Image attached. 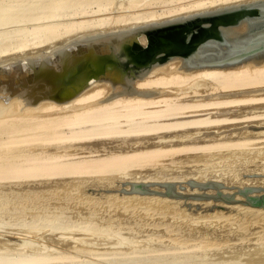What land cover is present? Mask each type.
<instances>
[{"label": "bare ground", "instance_id": "1", "mask_svg": "<svg viewBox=\"0 0 264 264\" xmlns=\"http://www.w3.org/2000/svg\"><path fill=\"white\" fill-rule=\"evenodd\" d=\"M27 1L28 4L26 0H0V65L62 48L73 54L86 47L91 36L252 0L164 1L162 4H167L164 11H158L150 0H145L152 8L146 13H142V7L136 9L140 0H74L82 6L78 12L71 5L72 0ZM87 3L95 4L96 8L87 7ZM128 14L135 15L129 18ZM179 63L180 60H172L133 80L136 89L154 88L169 91L167 94L149 97L122 94L91 104L111 89L108 82L98 80L69 100L39 101L1 115L0 184L27 186L35 181L76 180L86 190L90 188V183L85 182L88 179L95 178L93 181H104L103 186L112 187L118 175L123 178L128 173L133 177L130 180L155 181L157 178L149 171L176 166L183 156L197 161L226 156L234 163L248 158L252 162L257 160V165L261 161L256 169L264 170V63L257 66L240 63L190 73L174 70ZM203 174L200 176L203 180L208 178ZM160 178L176 181L171 175ZM250 180H239V186L247 182L264 186V178ZM109 196L123 205L141 208L172 207L178 202L174 197L152 193ZM228 206L264 217L263 206ZM37 223L21 222L13 226L18 232H12L20 237L41 230L57 234L59 239L71 236L77 245L81 242L85 246L120 247L128 241L125 236L106 235L105 229L89 225H61L53 220ZM5 226L0 223V234ZM263 249L256 254H264ZM41 254H0V262L32 264L49 256Z\"/></svg>", "mask_w": 264, "mask_h": 264}, {"label": "rangeland", "instance_id": "2", "mask_svg": "<svg viewBox=\"0 0 264 264\" xmlns=\"http://www.w3.org/2000/svg\"><path fill=\"white\" fill-rule=\"evenodd\" d=\"M150 1L155 9L164 11L167 4L162 3L173 0ZM26 3L29 2L26 0ZM71 3L73 7H77V12L81 10L82 6L77 5V2L72 0ZM148 4L145 0H140L137 2L136 9L140 10L142 7V13H146L152 9ZM87 7L94 9L96 5L87 3ZM134 15L128 14V17L133 18ZM182 160L178 161L176 166L156 168L149 173L157 178L156 182H162L160 178L162 176L171 175L176 181H186L192 177L191 179L198 182L214 180L225 186L233 185L239 188L261 186L264 188L262 184L248 182L239 186V180L245 182L251 181L250 179L255 181L264 178V170L256 169V166L261 165V161H258L257 165V160L252 162L247 158L245 161L249 160V162L244 163L245 161L241 160L243 162L241 163L238 160L239 163L237 161L234 163V160L226 156L217 159L202 158L200 161L183 156ZM193 162L196 163L193 164ZM243 166L248 167L249 170ZM200 171L206 173L208 178L203 180L200 177L205 175L203 173L198 176ZM130 176L131 174L128 173L123 179L118 175L112 187L103 186L101 182L104 181L99 182L97 179L93 181L95 178L88 179L85 182L90 183V188L86 190H83L82 183L76 180L35 181L27 186L24 183L12 186L0 184V223L8 227L5 226L4 233L0 234V254L16 256L46 253L49 255L46 257L45 254V259L32 264H264L263 252L256 254L258 250L261 251L264 248V217L252 216L249 212L228 206V204L245 205V203H227L212 198L174 197L178 202L172 207L127 206L113 199L109 194L114 193L118 197L124 193L119 191L121 181L142 182L130 180V178L133 179ZM179 185L185 188L180 189L178 183H174L175 191L181 193L203 191L195 186L189 190L186 182H179ZM122 187L128 189L129 184H123ZM147 187L164 191L163 187L156 185H147ZM237 187H218V190L222 193H231L237 190ZM204 192L216 193V189L208 187L204 189ZM262 193L264 190L259 189L247 194ZM152 194L162 196L158 193ZM238 196L240 198L237 199H245L242 194L234 192L233 198L236 199ZM50 220L60 222L61 225L81 227L89 225L105 229L106 235L125 236L128 241L120 247L109 245H91V247L81 242L77 245L78 242L74 238L71 240V236L69 239H59L57 234L52 235L41 230L35 232L33 230L34 235L33 232L32 234L27 233L28 236L15 237L16 234L14 235V232L18 230L13 226L21 222L37 221V224H40ZM31 240L33 243L30 242ZM35 241L38 244H34ZM76 245L85 247L81 248ZM260 246L263 248L259 249ZM0 264H5V262H0Z\"/></svg>", "mask_w": 264, "mask_h": 264}, {"label": "water", "instance_id": "3", "mask_svg": "<svg viewBox=\"0 0 264 264\" xmlns=\"http://www.w3.org/2000/svg\"><path fill=\"white\" fill-rule=\"evenodd\" d=\"M172 60H180L174 68L185 73L199 69L236 66L240 63L254 66L264 63V0H252L234 5L196 12L160 22L125 28L91 36L87 46L71 54L67 49L29 59L0 65V116L26 105L44 100L66 101L94 81L110 84V92L91 104L102 103L122 94L149 97L167 94L160 89H136L135 78L141 79L148 71ZM186 182L203 189L199 193L175 191L174 183ZM129 184V188L122 187ZM156 185L164 191L149 189ZM212 187L216 193H205ZM219 181H121L119 191L130 193H158L171 197L242 202L264 207L261 186L237 187L231 193H222ZM234 192L245 196L233 199Z\"/></svg>", "mask_w": 264, "mask_h": 264}]
</instances>
